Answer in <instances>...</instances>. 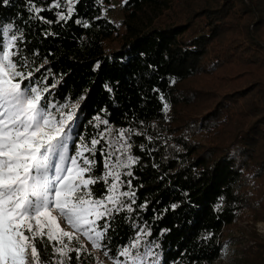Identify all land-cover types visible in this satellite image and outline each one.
Instances as JSON below:
<instances>
[{"label":"trees","instance_id":"1","mask_svg":"<svg viewBox=\"0 0 264 264\" xmlns=\"http://www.w3.org/2000/svg\"><path fill=\"white\" fill-rule=\"evenodd\" d=\"M109 1L77 0L66 21L44 11L45 23L29 0H0V25L24 31L36 77L56 85L50 98L78 105L70 153L97 135L98 115L142 133L132 184L161 264H214L227 227L264 220V0H124L117 23L104 15ZM127 215L110 232L112 254L133 234ZM252 242L245 259L264 264V238ZM72 257L101 264L89 251Z\"/></svg>","mask_w":264,"mask_h":264},{"label":"snow or ice","instance_id":"2","mask_svg":"<svg viewBox=\"0 0 264 264\" xmlns=\"http://www.w3.org/2000/svg\"><path fill=\"white\" fill-rule=\"evenodd\" d=\"M76 2L52 0L43 8L29 0L28 10L34 19L50 23L40 13L60 9L56 15L66 21ZM23 45L22 29L14 23L0 25V264H71L72 253L80 261L87 251L80 236L112 264H161L160 245L150 239L151 227L140 222L137 212L148 204L137 206L132 184L139 157L132 155L131 140L142 133L113 129L98 115L97 135L80 137L70 154L78 105L50 98L56 85L47 83V75L36 77L40 69L32 67L34 60ZM163 108L168 109L166 102ZM97 184L104 185L99 195ZM177 207L171 205L173 211ZM121 213L128 214L133 234L112 254L110 232Z\"/></svg>","mask_w":264,"mask_h":264},{"label":"rangeland","instance_id":"3","mask_svg":"<svg viewBox=\"0 0 264 264\" xmlns=\"http://www.w3.org/2000/svg\"><path fill=\"white\" fill-rule=\"evenodd\" d=\"M123 1L124 0H110L103 10L104 15L109 20L117 23L122 17ZM262 31L264 32V29ZM74 151L72 153H74ZM62 226L67 229V225L62 224ZM254 234H258L261 238H264V220L257 221L254 224L237 221L234 225L227 227L223 231L224 242L222 256L214 264H255L250 259L247 261L243 253V251L245 252V249H248V247L253 243L252 236H254ZM80 243L84 244L87 251L93 253L101 264H112L111 260L104 258L102 251L92 248L90 243L83 236H80Z\"/></svg>","mask_w":264,"mask_h":264}]
</instances>
